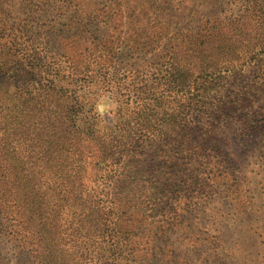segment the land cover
Wrapping results in <instances>:
<instances>
[{
	"label": "trees",
	"instance_id": "16d2710c",
	"mask_svg": "<svg viewBox=\"0 0 264 264\" xmlns=\"http://www.w3.org/2000/svg\"><path fill=\"white\" fill-rule=\"evenodd\" d=\"M100 3L34 0L37 9L77 5L80 16H34L29 37L0 16V92L16 88L12 93L17 100L14 105L22 119L26 112L38 119L35 127L44 136L35 134L34 138L46 146L40 155V150L33 149L36 143L25 137L28 157L37 164L30 167L27 164L31 161L15 153L13 142L20 138L0 146V178H4L0 182L1 230L19 241L28 254V264H143L135 255V244L126 248L121 244L120 234L124 232L116 226L109 184L103 178L109 171H116L115 164L126 160L133 142L140 143L145 135L125 132V116L121 115L132 103L137 105L138 113L145 107L153 111L167 105V119L174 126L181 125L180 114L175 113L177 95L189 93V105L196 117L192 128L200 129L211 101H219L213 104L217 105L216 111L229 109L220 90L225 80L235 74L242 77L239 80H246L242 69L254 67L258 69L255 90L244 92L241 100L231 103L233 109L239 102L240 109L246 110L240 118L244 129L264 131V105L251 110L248 103L256 93L264 100V34L248 36L253 29L264 31V0L243 7L239 16L228 21V30L220 21L211 33H207V24L198 33L174 40L164 56L159 55V68L151 76L135 80L131 72L140 53L135 54L133 47L125 55L123 45L129 37L114 27L122 16H96ZM147 59H154V55ZM183 59L190 68L182 67L186 65ZM161 82L167 87L158 91ZM106 96L117 103L120 115L113 127L101 131L96 128L102 119L95 104ZM27 105L30 108H25ZM19 126H25V121L10 130ZM144 129L149 136L154 133ZM165 133L169 135L168 129ZM197 154L195 160L200 157ZM5 155L10 159H3ZM42 167L48 181L38 180L35 184L23 180L31 178V172L40 173ZM89 174L99 178H86ZM158 228L165 232V226ZM66 230L68 237L72 236L68 241H74L73 251L67 246ZM125 232L131 235L134 230L127 228ZM55 238L60 249L54 248ZM94 252L100 257L97 261Z\"/></svg>",
	"mask_w": 264,
	"mask_h": 264
},
{
	"label": "rangeland",
	"instance_id": "374dc122",
	"mask_svg": "<svg viewBox=\"0 0 264 264\" xmlns=\"http://www.w3.org/2000/svg\"><path fill=\"white\" fill-rule=\"evenodd\" d=\"M101 1L96 16H122L114 27L129 37L123 45L125 55L128 56L133 47H136L135 54L140 53L131 72L135 80L147 78L159 68L156 66L159 55L163 53L164 56L174 40L187 33H198L207 24L210 26L207 33H211L220 21L222 28L228 30L230 18L239 16L249 3L261 0ZM33 3L34 0H0V16L28 37L29 24L36 21L34 16H80L77 5L62 7L56 4L37 9ZM261 32L264 34V31L253 29L248 36L254 38ZM156 47L159 49H154ZM151 55L154 59L149 61L147 58ZM184 63L182 67L190 68V63L183 59ZM241 73L249 80H239L242 77L235 74L228 77L220 89L229 109L216 111L217 105L213 104L219 101H211L210 111L202 117L200 129L192 128L196 117L189 105V93L177 95L179 102L176 101L175 113L180 114L181 125L174 126L173 121L167 119V105L153 111L145 107L138 113L137 105L132 103L129 110L122 113L125 132L145 135L140 143L133 142L134 147L126 160L115 164L116 171H109L103 178H107L106 185L109 184L116 226L124 232L120 234L121 244L124 248L135 244V255L143 264L146 261L150 264H264V131L244 129L240 118L246 110L240 109L239 102H234L233 109L231 103L241 100L244 92L255 90L258 69L244 67ZM166 87L161 82L158 91ZM15 89L11 87L0 92V146H8L14 138H20L13 142L17 146L15 153L31 161L27 164L30 167L37 164L28 157L25 137L30 143H36L33 149L40 150L41 155L46 146L34 137L35 134L44 135L36 129L38 119L33 114L26 112L23 119L20 116L14 105L17 100L12 95ZM251 99L248 100L251 110L264 105L257 93ZM95 107L102 119L96 128L101 131L107 126L113 127L119 120L117 103L112 98L102 97ZM113 118L114 122L109 124L107 120ZM21 120L25 121V126L10 130ZM144 127L154 133L147 135ZM167 129L169 135L165 133ZM197 153L200 157L195 160ZM7 157L10 159L7 155L3 159ZM44 160L41 158L40 164L43 165ZM41 169L40 173L31 172V178L23 180L35 184L38 180L48 181L45 167ZM34 175L37 178H33ZM86 178L99 176L89 174ZM3 179L0 178V182ZM2 226L0 264L30 263L19 241L5 229L1 230ZM159 226L161 229L165 226V232H159ZM127 228L134 233L125 232ZM64 232L67 241L72 238L68 237L67 230ZM52 243L54 248L60 249L56 238ZM67 246L73 251L74 241L69 240ZM99 258L94 252V259Z\"/></svg>",
	"mask_w": 264,
	"mask_h": 264
}]
</instances>
